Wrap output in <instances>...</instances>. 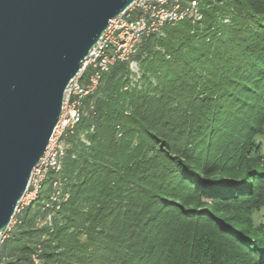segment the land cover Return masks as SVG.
Here are the masks:
<instances>
[{
	"label": "trees",
	"instance_id": "trees-1",
	"mask_svg": "<svg viewBox=\"0 0 264 264\" xmlns=\"http://www.w3.org/2000/svg\"><path fill=\"white\" fill-rule=\"evenodd\" d=\"M197 11L142 37L138 80L116 62L82 99L0 264H264V0Z\"/></svg>",
	"mask_w": 264,
	"mask_h": 264
},
{
	"label": "water",
	"instance_id": "water-1",
	"mask_svg": "<svg viewBox=\"0 0 264 264\" xmlns=\"http://www.w3.org/2000/svg\"><path fill=\"white\" fill-rule=\"evenodd\" d=\"M133 0H0V235L25 194L63 93Z\"/></svg>",
	"mask_w": 264,
	"mask_h": 264
},
{
	"label": "built area",
	"instance_id": "built-area-1",
	"mask_svg": "<svg viewBox=\"0 0 264 264\" xmlns=\"http://www.w3.org/2000/svg\"><path fill=\"white\" fill-rule=\"evenodd\" d=\"M189 13H193L197 20L200 19L197 0H191L184 8L178 0H133L126 9L109 20L98 41L82 61L79 72L66 86L58 122L45 151L31 171L26 192L19 201L16 211L37 197L50 171L55 173L60 171L65 154L64 138L73 132L80 120L82 99L94 91L102 75L116 62L128 61L130 66L134 62L132 57L143 36L161 33L165 25L174 24ZM52 184L57 186L56 181ZM55 195L56 197L61 195L58 188ZM66 197V193L62 194L63 199ZM12 219L8 229L14 223ZM3 233L0 235V243Z\"/></svg>",
	"mask_w": 264,
	"mask_h": 264
},
{
	"label": "rangeland",
	"instance_id": "rangeland-1",
	"mask_svg": "<svg viewBox=\"0 0 264 264\" xmlns=\"http://www.w3.org/2000/svg\"><path fill=\"white\" fill-rule=\"evenodd\" d=\"M227 19H224L222 22H227ZM129 69L132 71L133 75H132V81H136L139 79V69H138V64L134 61L130 66ZM83 140V137H82ZM256 143L260 146V152L264 151V135L260 136V137H256ZM259 152V153H260ZM262 153V152H261ZM252 156H254V154H252ZM252 165L255 166V158L252 157L248 163V166ZM259 166V165H258ZM17 212V211H16ZM15 220V217L12 219ZM253 223L257 224L258 222L264 221V204L262 205V207L253 214ZM14 223H12L10 225V227L13 225ZM10 229V228H9ZM7 232H4L2 235V239H4V237L7 235Z\"/></svg>",
	"mask_w": 264,
	"mask_h": 264
}]
</instances>
